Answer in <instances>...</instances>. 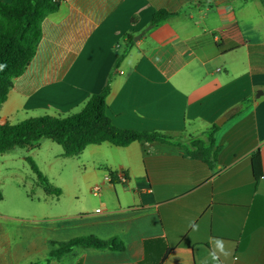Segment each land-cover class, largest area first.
Returning a JSON list of instances; mask_svg holds the SVG:
<instances>
[{"label": "crops", "instance_id": "crops-1", "mask_svg": "<svg viewBox=\"0 0 264 264\" xmlns=\"http://www.w3.org/2000/svg\"><path fill=\"white\" fill-rule=\"evenodd\" d=\"M158 10L172 15L153 26ZM109 81L115 126L173 141L87 146L76 157L93 193L91 212L81 204L44 213L33 230L30 216L16 228L0 209V264H204L210 237L227 242L222 264H264V175L257 180L252 170L259 152L264 172L261 2L62 0L43 21L37 53L14 79L0 123L77 113ZM214 125L209 166L189 151L196 140L210 145ZM85 236L125 247L51 257L47 244L58 251Z\"/></svg>", "mask_w": 264, "mask_h": 264}, {"label": "trees", "instance_id": "trees-1", "mask_svg": "<svg viewBox=\"0 0 264 264\" xmlns=\"http://www.w3.org/2000/svg\"><path fill=\"white\" fill-rule=\"evenodd\" d=\"M264 7V0H259ZM62 0H12L9 3L0 1V112L7 101L15 78L21 76L33 58L43 37V21L57 12ZM167 10L156 11L151 19L153 26L170 17ZM133 41V37L130 38ZM124 56L119 58L122 60ZM110 82L103 89L90 96L81 111L66 117L40 115L17 123H0V154L23 149L31 151L40 146L43 139H50L63 148L64 157L80 155L87 146L109 142L126 147L135 141L172 142L173 138L159 132H143L123 129L115 126L108 114L107 97L110 93ZM214 125L206 146L200 140L191 143L190 154L209 166L214 164L213 132ZM37 176L38 184L47 194H61L60 188H54L48 178L30 156H25ZM252 170L255 179L264 175L259 152L252 157ZM112 175V183H116ZM2 195L0 193V199ZM59 249L51 253L56 257L71 252L74 248L109 249L122 251L125 247L117 239L102 240L95 236L75 238L58 244Z\"/></svg>", "mask_w": 264, "mask_h": 264}, {"label": "rangeland", "instance_id": "rangeland-1", "mask_svg": "<svg viewBox=\"0 0 264 264\" xmlns=\"http://www.w3.org/2000/svg\"><path fill=\"white\" fill-rule=\"evenodd\" d=\"M62 154V146L50 139H43L40 148L30 152L15 149L0 154V192L5 199L0 209L15 217L16 228L23 224L18 222V218L24 216L33 218L31 228L35 230L41 227L40 221L36 220H40L44 213L51 215L66 209L76 211L81 204L88 213L91 212L93 199L90 195L93 193L85 179L87 175L82 159ZM25 156L32 157L51 185L62 190L61 196L46 194ZM47 247L57 251L51 244ZM39 257L36 255L33 259Z\"/></svg>", "mask_w": 264, "mask_h": 264}, {"label": "clouds", "instance_id": "clouds-1", "mask_svg": "<svg viewBox=\"0 0 264 264\" xmlns=\"http://www.w3.org/2000/svg\"><path fill=\"white\" fill-rule=\"evenodd\" d=\"M193 231H197L199 226L193 225ZM208 250V258L204 264H222L221 257H228L231 255L230 249L227 247V242L219 237H210Z\"/></svg>", "mask_w": 264, "mask_h": 264}, {"label": "water", "instance_id": "water-1", "mask_svg": "<svg viewBox=\"0 0 264 264\" xmlns=\"http://www.w3.org/2000/svg\"><path fill=\"white\" fill-rule=\"evenodd\" d=\"M136 39H137V37L135 38V40H136ZM263 93H264V91H259L257 95H261V94H263ZM224 119H226V118H224ZM221 124H222L221 121H218V122H217V125H218V126H220Z\"/></svg>", "mask_w": 264, "mask_h": 264}, {"label": "built area", "instance_id": "built-area-1", "mask_svg": "<svg viewBox=\"0 0 264 264\" xmlns=\"http://www.w3.org/2000/svg\"><path fill=\"white\" fill-rule=\"evenodd\" d=\"M121 180L122 181H125V177L124 176H121ZM99 189L100 188L98 186H95L94 191L97 192V191H99Z\"/></svg>", "mask_w": 264, "mask_h": 264}]
</instances>
